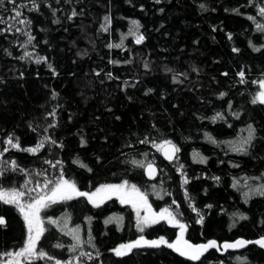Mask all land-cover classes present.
<instances>
[{
  "label": "trees",
  "instance_id": "16d2710c",
  "mask_svg": "<svg viewBox=\"0 0 264 264\" xmlns=\"http://www.w3.org/2000/svg\"><path fill=\"white\" fill-rule=\"evenodd\" d=\"M36 5L30 10L31 0H16L20 19L31 22L25 24L12 18L10 0L0 6V189L25 192L26 182L45 180L49 187L63 178L90 192L127 181L152 209L168 208L186 225L183 238L190 242L264 237V105L252 102L264 80V30L257 28L264 25V0ZM217 113L222 118L213 119ZM249 125L255 134L246 143ZM9 137L19 149L6 143ZM42 140L38 152L22 150ZM164 141L178 149L171 162L156 147ZM149 162L157 168L151 180L143 171ZM0 217L6 222L1 262L22 246L25 226L15 205L0 201ZM40 217L45 232L36 249L47 256L24 264L74 258L76 264H264V247L257 244L236 252L209 249L195 261L163 245L118 257L112 249L121 244L141 236L170 243L178 231L164 221L141 231L133 210L115 198L96 206L74 196L50 203Z\"/></svg>",
  "mask_w": 264,
  "mask_h": 264
},
{
  "label": "snow or ice",
  "instance_id": "6c2138e0",
  "mask_svg": "<svg viewBox=\"0 0 264 264\" xmlns=\"http://www.w3.org/2000/svg\"><path fill=\"white\" fill-rule=\"evenodd\" d=\"M5 0H0V6H2L4 4ZM10 2L13 4V12H14V16L12 17L13 19L17 20L18 23L20 24H25V23H31L28 20L25 19H20L22 13L21 11L17 10L16 8V0H10ZM157 2H159V0H157ZM32 3V9L30 10H35L37 8L36 5V0H31ZM24 7H27V5H24ZM201 7L203 8L204 5H201ZM234 11H238V10H234ZM260 12L262 15H264V8L260 9ZM77 13L75 11H73L72 15L69 16V19H72L73 16H76ZM251 18V17H250ZM105 21L106 22H110L108 17H105ZM2 22V21H0ZM56 23H58L59 21H54ZM133 24H137L138 23L136 21H133ZM104 28L105 31H107V27L106 26H102ZM257 28L260 30H264V25H257ZM17 32L21 31V29L17 28L16 29ZM229 39H231V35L229 34ZM33 37L31 35H29L28 37V42L31 43ZM144 39V37L141 35L137 38L136 43H141L142 40ZM116 47H119V45H115ZM109 47H113V45H109ZM254 50L259 51L260 49L258 48H254ZM233 51H239V49H233ZM25 56L30 55L29 53H25ZM24 57H21V59H23ZM46 59L41 57L40 59H38L36 61V63H40L41 60ZM49 68L52 67L51 64L48 65ZM144 67H148L147 64L144 65ZM168 71H171L170 69ZM225 75H227V73H225ZM238 75L241 77V83H243V77H244V72L241 71L238 73ZM175 81V78H174ZM261 84V88L264 89V80H262L260 82ZM149 92H151L152 90L149 89ZM55 95V93H54ZM224 93H221V96H223ZM257 101H259V103L264 104V91H261L260 93H258V95L253 99V103H257ZM49 115H55V113H49ZM234 115H238V114H234ZM216 118H222L220 113H217V116L214 117L213 119ZM49 127H52V125H49ZM46 130V129H45ZM254 134H255V129L252 128L251 125H249V136L247 141H245L246 143L251 142V140L254 138ZM46 140H50V138H45ZM211 139V138H209ZM143 142V141H142ZM215 142V141H213ZM8 145L11 146V148H16L19 149L20 145L19 142L17 140V142H13V138L9 137L7 142ZM44 143L45 141H40L35 147H31V148H25L22 149L23 151H27V152H32V153H36L38 152L41 148L44 147ZM51 143L55 144V141H51ZM86 141H84L83 139H81V144H85ZM164 144L169 145L171 144L170 141H164ZM9 149L8 148H4L3 152H7ZM178 151V149L175 148V146H172L171 149V154L166 153V155H168L169 159H172L175 152ZM3 153L0 152V155H2ZM198 156V154H195ZM199 162L204 163L206 162V158L204 157H199ZM59 163V162H57ZM74 163H78L80 164L81 167H87V165H84L82 163H80V161H74ZM133 163H137V162H133ZM12 165V170L15 171L17 170V165L15 161L11 162ZM148 170H149V174H151L154 169L153 166L151 164L148 165ZM3 169H0V175H3ZM187 179L184 180V183H187ZM50 183V182H48ZM127 184V181L124 182V184L121 185H102L101 187L97 188L95 192L93 193H89V192H82L79 191L76 188L75 183H70L67 180H59L55 187H53L51 189V195L47 196V197H40L38 199H34L32 202L30 203H23L21 202V198L25 196V192L23 191H18L16 189H12L9 192H5V191H0V201H3V203L5 204H9V205H15L16 208L18 209V211L22 214L24 221L26 222L27 225V239L25 241V244L22 248H20V250L14 254L9 253L7 255L10 256H14L15 259L8 261V264H22L21 260L19 259L20 257H23L25 260H31L33 258H39V259H43L47 256V254L43 251H39L37 252L36 249V244L37 242L40 240L41 236L44 234L45 229L42 226L43 225V221L40 219V211L41 209L48 207L49 203H56L57 200H68V199H72L74 196H81V197H87L89 202L94 203L96 206H99V203H103V199L104 198H100L99 203H97L96 201V197L99 196V194L101 192H108V193H117L119 192L121 189H123L125 187V185ZM45 187H47V184L45 185ZM133 189L135 190V186H132ZM138 192V190H136ZM260 195H264V190H260L259 191ZM140 199L143 201L144 204H146V200H144L142 194H140ZM122 203L125 202H133L131 200H125V199H121ZM134 203V202H133ZM175 203V202H173ZM135 206V203H134ZM150 208V205L148 206ZM208 207H211L210 205ZM195 211V209H193ZM137 215L139 216V212L137 213ZM153 219L151 220V223H157L158 220H167L169 223H174L176 226H178L181 229V233H183V231L186 229V225L181 224L178 220H176V217L173 215V213L168 209H161L160 213H153L152 214ZM241 219H245L246 217L241 216ZM203 221V217H200V221L198 222H202ZM111 220H106L105 223H110ZM144 222L147 223L148 222V216L146 215L144 218ZM49 223L51 224H56L57 221L52 220L51 218H49ZM0 226H6V222L4 220L3 217H0ZM141 231H143V228L140 229ZM74 239L77 241V244H79V236L76 235L74 236ZM251 243H255L260 245L261 247H264V237H261L260 239L256 240V241H246V240H242V239H238L234 242H224V244L222 245V247L227 250V249H231V248H242L247 244H251ZM166 246L168 248H172L174 249L176 252H178L181 256H186L188 257L190 260H199L200 257L207 252L210 248H217V242L215 240H209L206 244H199V245H193L190 244L187 241H184L182 238V235L179 236L177 238V241L173 242V243H169L167 240H165L164 237H159L156 240H147L145 239L143 236H141L139 239L132 241L130 243L127 244H121L119 245L117 248L112 249V251L115 253L116 256L118 257H123L128 255L129 253L132 252L133 249H139L141 247L147 246L150 248H160L161 246ZM60 246V245H57ZM76 247V245H73V250ZM83 255V254H82ZM91 258V257H89ZM48 259H51V257H48ZM56 264H61L60 261H56ZM70 264V262H69Z\"/></svg>",
  "mask_w": 264,
  "mask_h": 264
},
{
  "label": "rangeland",
  "instance_id": "374dc122",
  "mask_svg": "<svg viewBox=\"0 0 264 264\" xmlns=\"http://www.w3.org/2000/svg\"><path fill=\"white\" fill-rule=\"evenodd\" d=\"M259 87H260V92H261V91H262V88H261V84H260V82H259ZM260 92H259V93H260ZM162 144H163V143H159V144L156 146L157 149H158V151H159V147H160ZM61 179H63V178H59L57 181H55V182H54L51 186H49V187H48V186L45 187V185H46V181H45V180H43L41 184H38V185H36V186H34V184H33V186H32V185L30 184V182H26L25 185H26V187H27V188H26L27 191H25V196L21 198V202H23V203H30V202H32L34 199H38V198H40V197H47V196L51 195V189H52L53 187H55L56 183H57L59 180H61ZM63 180H66V179H63ZM67 181H68V180H67ZM69 182H70V181H69ZM70 183H71V182H70ZM121 184H124V182H120V183H116V184H107V185H121ZM101 186H102V185L98 186L97 188H99V187H101ZM132 186H133L132 184L127 183V184L125 185V187H124L123 189H121V190L118 192V194H119L118 196H115L114 193H111L110 196H106V194H108V192H101V193L99 194V196L96 197L95 199H96L97 203H99L100 198H104L103 200H105V198L115 197V199H116L118 202H120L121 204H126V205H128V206L133 210V212H134V217H135V222H136V224H137V227H138L139 229H141V228H145V227H147V226L153 224V223H151V220L153 219L152 214H153V213H157V214L160 213L161 209L154 210V209H152L151 206H150V208H149L148 206H149L150 204L148 203V201H147L145 195H144L141 191H139L136 187H135V190H134ZM97 188H95L94 190L90 191L89 193H93V192H95ZM136 190H138V192H137ZM0 191L9 192V191H11V190H9V189H8V190H6V189H0ZM18 191H23V190H18ZM23 192H24V191H23ZM140 194H142L144 200H146V204H144L143 201L140 199ZM85 198L88 200L87 197H85ZM122 198L125 199V200H131V201H133V202L135 203V206H134V203H133V202H125V203H122V202H121V199H122ZM57 201H60V200H57ZM88 201H89V200H88ZM90 203H91V202H90ZM49 204H50V203H49ZM92 204H94V203H92ZM162 209H163V208H162ZM41 210H42V209H41ZM40 212H41V211H40ZM138 212H139V216L137 215ZM20 214H21V213H20ZM146 215L148 216V222H147V223L144 222V218H145ZM21 216H22V214H21ZM22 219H23V216H22ZM40 219H41V217H40ZM158 221H164V222H166V223H168V224H170V225H172V226H174V227L177 228L178 234H177V236L175 237V240H177V238H178L179 236H181V235H182V238H183V233H181V229H180L178 226H176L174 223H169L167 220H158ZM23 222H24V226H25V239H24V242H23V244H22V246H21L20 248H22V247L24 246L25 241H26V239H27V225H26V222L24 221V219H23ZM139 238H140V237H138L137 239H139ZM137 239H135V240H137ZM183 239H184V238H183ZM135 240H133V241H135ZM130 242H132V241H130ZM130 242H127V243H130ZM127 243H125V244H127ZM170 243H171V242H170ZM20 248L17 249L16 251L8 252L7 254H9V253L14 254V253L18 252V251L20 250ZM7 254H5V255L2 257L0 264H8V261L15 259L14 256H10V255H7ZM19 259L21 260L22 264H24L25 262L29 261V260H25L23 257H20ZM33 259H34V258H33ZM69 262H70V264H76V263H77L76 258H74V259H72V260H70V261H68V262H66V263H64V264H69ZM61 264H63V263H61Z\"/></svg>",
  "mask_w": 264,
  "mask_h": 264
},
{
  "label": "water",
  "instance_id": "95a60500",
  "mask_svg": "<svg viewBox=\"0 0 264 264\" xmlns=\"http://www.w3.org/2000/svg\"><path fill=\"white\" fill-rule=\"evenodd\" d=\"M262 91H264V89H262ZM264 105V104H263ZM174 144L171 142V144H169V145H166V144H162L160 147H159V154H160V156L165 160V161H167V162H171V161H173V159L175 158V155H176V152H175V154H174V156H173V158L172 159H169L168 158V155H166V153H168V154H171V149H172V146H173ZM175 146V145H174ZM175 148H176V146H175ZM149 164H151L152 166H153V169H154V171L151 173V174H149V170H148V165ZM143 171H144V175H145V177L147 178V179H149V180H151V179H153L155 176H156V174H157V168H156V166L153 164V163H151V162H149V163H147V164H145V166H144V168H143ZM115 194V196H118L119 194H118V192L117 193H114ZM111 195V193H108V194H106V196H110ZM238 239H242V240H246V241H256V240H258V239H260V238H258V239H245V238H241V237H238V238H235V239H233V240H224V241H220V242H218V241H216L215 239H210V240H215L216 242H217V245H218V247L217 248H210V249H215V250H217L218 252H220V253H225V252H227V251H234V252H236V251H241V250H244L246 247H248L249 245H253V244H255V243H251V244H247V245H245L244 247H242V248H231V249H227V250H225L223 247H222V245L224 244V242H229V243H231V242H234V241H236V240H238ZM184 241H187V242H189L190 244H193V245H199V244H206L208 241H203V242H196V243H193V242H190V241H188V240H186V239H183ZM175 241H177V240H173L171 243H173V242H175ZM256 245V244H255ZM258 245V244H257ZM172 249V248H171ZM173 251H175L174 249H172ZM176 252V251H175ZM176 253H178V252H176ZM206 253V252H205ZM204 253V254H205ZM179 254V253H178ZM203 254V255H204ZM180 255V254H179ZM202 255V256H203ZM201 256V257H202ZM183 257H185V258H187V259H189L188 257H186V256H183ZM200 257V258H201ZM190 260V259H189ZM192 261H194V260H192Z\"/></svg>",
  "mask_w": 264,
  "mask_h": 264
},
{
  "label": "flooded vegetation",
  "instance_id": "af4514ba",
  "mask_svg": "<svg viewBox=\"0 0 264 264\" xmlns=\"http://www.w3.org/2000/svg\"><path fill=\"white\" fill-rule=\"evenodd\" d=\"M111 198H115V197H111ZM106 199H108V198H105V200H106ZM103 201H104V200H103ZM174 240H175V239H174ZM172 241H173V240H172ZM172 241H171V242H172Z\"/></svg>",
  "mask_w": 264,
  "mask_h": 264
}]
</instances>
